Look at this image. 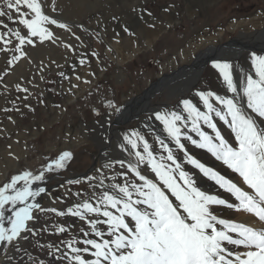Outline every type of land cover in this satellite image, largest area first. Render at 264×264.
<instances>
[{"label": "rangeland", "instance_id": "obj_1", "mask_svg": "<svg viewBox=\"0 0 264 264\" xmlns=\"http://www.w3.org/2000/svg\"><path fill=\"white\" fill-rule=\"evenodd\" d=\"M43 3L46 14L66 23L71 31L49 26L54 33L53 40L40 42L33 38L34 45H23L25 55L12 64L8 61L20 54L15 52L18 41L9 29L20 30L21 34H26V30L15 22V17L13 21L0 17V34L7 33L5 39L12 41L7 45L0 41V49L7 48L6 52L0 51V187L24 171L39 174L60 154L71 152L73 158L65 169L45 172V180L37 181L47 189L37 201L45 208L58 210L83 202L93 191L99 194V189L91 187L85 177H97L92 184L103 178L104 185H109L107 180L111 182L110 176L116 174V169L104 168V165L133 159L119 147L123 135L136 130L153 141L159 136L170 143L167 135L152 128V123H158L152 120L153 108L182 112L180 102L190 99L201 111H206L196 95L199 90H210L202 80L188 93L171 97L168 88L183 76L167 81L165 89L155 92L153 88L158 89L162 76L170 77L178 69L191 66L210 47L244 45L246 36L264 30V0H54V3L43 0ZM52 7L56 8L55 12ZM163 10L171 17L170 22L159 21ZM154 18H159L161 23L159 37L153 43L140 44L132 59L119 64V44L129 35L126 30H133L134 23L139 28ZM136 37L139 45L143 38L135 34ZM255 38L260 45L264 41L262 35ZM247 51L262 54L257 49ZM213 57L216 55H206L205 58H210L206 64ZM81 60L85 63L81 64ZM239 60L234 58L235 67L245 66L242 71L250 72L251 61L242 66L245 60ZM150 86L152 89L144 99L152 106L146 108L140 106L144 99H135ZM109 101L120 108V113L107 107ZM122 110L134 115L129 114L123 121L118 117ZM216 121L220 130H229L223 121L218 118ZM114 128L123 134H112ZM189 135L199 139L194 132ZM68 180L81 183L68 184ZM121 180L123 183L124 177ZM36 216L30 225L36 234L26 233L27 239L18 242L22 251L2 246L0 264H50L56 259L54 244L63 242L66 246L73 239L81 240L77 232L83 235L91 229L87 219L79 218L71 230L59 233L56 228L64 227L63 216H52L49 223L44 213L38 212Z\"/></svg>", "mask_w": 264, "mask_h": 264}, {"label": "snow or ice", "instance_id": "obj_2", "mask_svg": "<svg viewBox=\"0 0 264 264\" xmlns=\"http://www.w3.org/2000/svg\"><path fill=\"white\" fill-rule=\"evenodd\" d=\"M45 8L43 0H2L0 17L9 21L15 17V22L26 30V34H21L20 30L9 29L18 41L15 52L20 54L13 55L9 64L25 55L22 46L34 45L33 38L40 42L53 40L54 33L49 26L71 31L66 23L46 14ZM52 11L55 12L56 8L52 7ZM6 35L0 34V41L7 45L12 41L5 39ZM0 51L6 52L7 48ZM250 60V72H237L228 60L213 61L212 67L218 71L227 92L232 95L197 92L206 111H201L192 100L184 99L180 102L182 112L165 109L153 113L154 119L163 125L168 140L184 153L187 163L230 193L234 200L230 202L202 191L193 176L177 162L173 148L164 139L156 137L162 149L157 155L145 136L132 130L123 135L119 147L133 159L115 161L120 168H127L122 174L123 183L104 185L101 178L92 184L97 177H85L91 187L99 189V194L93 191L83 202L67 209V213L82 221L87 219L91 234L99 238L84 239V247L75 246L80 243L75 239L67 242L66 246L72 253L70 264H264V128L245 110L246 105L256 117L264 118V55L253 52ZM83 63L85 61L81 60ZM107 107L120 112L112 101ZM216 118L231 129L235 144L221 134ZM189 125L198 140L185 131ZM202 125L211 129L214 135L203 130ZM184 140L207 149L236 173L240 182L226 178L189 155ZM72 158V153L65 151L39 174L24 171L0 187V246L5 249L12 246L22 251L18 242L27 239L26 233L36 234L30 225L37 219L38 212L65 215L64 211L54 207H43L37 197L46 194L47 189L39 184L33 185L45 180V172L65 169ZM141 165L150 167L154 176L149 178L144 174ZM110 167L111 164L104 165V168ZM129 175L134 179L129 180ZM112 179L116 180V177ZM67 183L79 184L81 181L68 180ZM92 199L97 201L96 205L90 202ZM217 206L251 214L261 226L252 227L221 218L216 211ZM103 225H107L106 236ZM56 231L64 233L66 229L58 226ZM89 235V232H84L85 237ZM90 249L94 250L91 255L95 259L84 255ZM49 254L54 255L52 252Z\"/></svg>", "mask_w": 264, "mask_h": 264}, {"label": "bare ground", "instance_id": "obj_3", "mask_svg": "<svg viewBox=\"0 0 264 264\" xmlns=\"http://www.w3.org/2000/svg\"><path fill=\"white\" fill-rule=\"evenodd\" d=\"M203 3H205V2H203ZM73 10H74V8H73ZM160 16L162 19L158 18L159 21L170 22V20H171V17L168 15V12L165 10L162 11V14ZM160 16H158V17H160ZM189 16H191V14H189ZM158 19H156V18H154L153 20L151 19L148 24H146V25L141 24V26L139 28H137L136 23H134V28H132L133 30H131V31L129 29L126 30V33L129 35L124 36L125 38L123 40H121L122 44H119V46H120V48L118 50V53L120 55V56H118L119 64L122 62H126L129 59H132L133 55L136 53V51H138V47L141 48L140 44H143V42H148V43L155 42V40H156L155 38L159 37V35L162 32L161 23L158 22ZM252 21H254L255 23L258 22L257 19L256 20L253 19ZM250 23L253 24V22H251V21H250ZM125 24H129V23L126 21ZM244 25H247V24L245 23ZM58 34H60V32H58ZM135 34L143 38V40L139 43V45L136 43ZM258 35H262V40H264V36H263L264 30H256L255 33H252L249 36L244 35V36H246L244 38L245 41L243 42L244 45L238 44V46H236L237 45L236 44L235 47H233L231 45V46H229V48H223V49L221 47H219L218 49H215L214 47H210V49L207 50V53H200L197 56V58L193 60L191 66H187L183 70H182V68H181V70L178 69L177 71H175L176 73L174 72L173 74H170V77L169 76L166 77L167 74L162 76L159 80L160 84L158 85V89L153 88L154 91L158 92V91L162 90L163 88L165 89L167 81H169V80L175 81L178 77L181 78L183 76L181 79L176 80L172 86H170V87L168 86L169 87L168 91H170L169 96H171V97H177L178 96L179 97L183 94L188 93L189 91H191L192 88H194L196 85H198L201 82L200 80L203 81L204 85L210 87V90H207V91H214L218 95H222V96L223 95L231 96L232 94L227 92V90H226V88L222 82V78L219 76L218 71L212 67V63L214 60H228L234 64L233 60H234V58L237 57V58H240V60H242V59L245 60V61L241 62L243 64L242 66H244L246 63H248V61H251L250 60L251 52L247 51L248 49H250V50L257 49L260 52H262L261 55H264V41L260 45V43L255 38V36H258ZM257 46H258V48H256ZM189 50L190 49L186 50L183 55H186ZM209 54H212V55L215 54L216 57H213L214 60H212L211 62L206 64L207 60H209L210 58H205V56L207 55L209 57ZM204 60H205V63L203 62ZM234 66H235V64H234ZM236 70L238 72H240L241 70L244 71L245 66L236 68ZM73 82H75V81H73ZM157 83H159V82H157ZM150 89H152L151 86L147 89V91L144 92L146 94L142 93L135 100L138 101L140 99H144L146 96H148V94H149L148 92L150 91ZM81 90H82V88H81ZM203 91H206V89L205 90L203 89ZM146 99H144L143 105L141 104L140 106H143V107L146 106V108H149V106L151 107L152 105L150 104V102H145ZM129 104H131V103H129ZM123 108H124V106H123ZM245 110L248 111L250 115H253L251 113V110L246 108V105H245ZM156 111H159V109L153 108V113H155ZM137 112H139V111H137ZM129 114L134 115V112H129V111L123 112V110H122V113L119 114L118 117L123 120V119H126L129 116ZM108 119H110V118H108ZM146 119L148 120V118H146ZM152 120L155 121L154 118ZM262 121H264V118L257 119V124L260 127L264 128V123H262ZM157 122L159 124L156 122L152 123V128H156L161 133L167 135L162 130L160 122L159 121H157ZM121 123H122V121H121ZM202 126L204 127L203 130L207 131L210 135H213V132L209 131L205 125H202ZM186 131H188V134H190V132H191L189 128ZM220 131H221V134L225 137V139H227L230 143L235 144V137H234V134L231 132L230 128H229V130H225V131L220 130ZM113 133L116 135V134H121L122 132L120 133L117 129L114 128V129H112V134ZM125 133H127V132H125ZM142 135H144L145 138L149 141L150 145H152V148L154 149L155 154L159 155L162 152V149L160 148L159 144L155 140L154 141L151 140L144 133ZM116 137L118 138V136H116ZM183 142L186 145V150L188 151L189 155L194 156L201 163H204L206 165V167L213 168L215 171L219 172L221 175L225 176L226 178L233 180L234 182H237V183L240 182V178L238 177V175L236 173L232 172V170L229 169L226 165H224L221 161H218L207 149L198 148L195 145H193L190 141H187V140H184ZM169 146L173 148V151L175 152L176 157H177V162L181 163L182 166L184 167V169L186 171H188L190 175L193 176V178L196 180L197 186L202 191H205L210 195H217L221 199H226V200H229L230 202L234 200V197H232L230 193L225 192L214 181L210 180L208 177H205L199 171V169H196L192 165L188 164L185 157H184V153L177 150L173 143L170 142ZM111 165H112V167H110L108 169H113V170L116 169L115 170L116 174L112 175L110 177L115 176L116 180L111 179V182L107 180V183H109V185L112 184V182H121L122 183V180L119 181V178L123 177L122 174L127 171V168L126 167L120 168L119 164L118 163L116 164L115 162L111 163ZM141 168L144 169V174H146L149 178H152L154 176V174L151 172L150 167H147L145 165H141ZM119 172H120V176H118ZM128 178L130 180L134 179V177L132 175H129ZM36 184L40 185V183L35 182L34 187L36 186ZM92 200H91V203L96 205L97 201L96 200L92 201ZM66 208H67V206H66ZM58 211H64L65 212V215L63 216L64 220H65L63 222V225H64V228L66 230H68V229L71 230L72 226L75 225L74 223L78 222L79 217L67 213V209H59ZM216 211L221 218L232 219L238 223H246L248 226H252V227H260L261 226V224L256 221L255 217H253L251 214L245 213L243 211H236L235 209H227L223 206H217ZM52 216H57V215L55 213H51V212H45L44 213V219H46L48 221V223L50 222V219ZM72 216H74V220L72 219ZM70 217H71V219H70ZM100 218H101V220L105 219L104 217H100ZM102 228L105 231V236H106L107 225H103ZM88 232L90 233V235L88 237H85L84 234L82 235V232L80 234H79V232H77V236L81 237V240H78V241H80V243L76 244L75 246L84 247L85 245H83V243H82V241L84 239H88V238L99 239V238L95 237L93 234H91V229H89ZM54 247L56 249H59V251H56V259L52 263L50 261V264H65V263L70 264L69 258L72 255L70 249L68 247L64 246L63 242L58 243V244H54ZM88 247H90V246H88ZM91 251H94V250L90 249V252L85 253L84 255L88 259H95V257H93L91 255Z\"/></svg>", "mask_w": 264, "mask_h": 264}, {"label": "crops", "instance_id": "obj_4", "mask_svg": "<svg viewBox=\"0 0 264 264\" xmlns=\"http://www.w3.org/2000/svg\"><path fill=\"white\" fill-rule=\"evenodd\" d=\"M136 40L139 41V37H136Z\"/></svg>", "mask_w": 264, "mask_h": 264}, {"label": "flooded vegetation", "instance_id": "obj_5", "mask_svg": "<svg viewBox=\"0 0 264 264\" xmlns=\"http://www.w3.org/2000/svg\"><path fill=\"white\" fill-rule=\"evenodd\" d=\"M2 246H0V249H1Z\"/></svg>", "mask_w": 264, "mask_h": 264}, {"label": "water", "instance_id": "obj_6", "mask_svg": "<svg viewBox=\"0 0 264 264\" xmlns=\"http://www.w3.org/2000/svg\"><path fill=\"white\" fill-rule=\"evenodd\" d=\"M185 68V67H184ZM183 69V68H182Z\"/></svg>", "mask_w": 264, "mask_h": 264}]
</instances>
